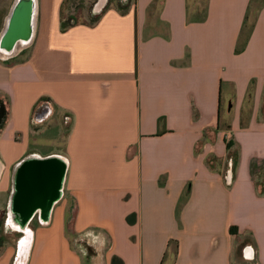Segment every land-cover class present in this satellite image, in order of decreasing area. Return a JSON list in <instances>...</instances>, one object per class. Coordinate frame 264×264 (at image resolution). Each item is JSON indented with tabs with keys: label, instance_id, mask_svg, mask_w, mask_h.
Wrapping results in <instances>:
<instances>
[{
	"label": "crops",
	"instance_id": "1",
	"mask_svg": "<svg viewBox=\"0 0 264 264\" xmlns=\"http://www.w3.org/2000/svg\"><path fill=\"white\" fill-rule=\"evenodd\" d=\"M31 1L0 54V191L29 154L66 169L25 264H264V0H107L66 29Z\"/></svg>",
	"mask_w": 264,
	"mask_h": 264
},
{
	"label": "water",
	"instance_id": "2",
	"mask_svg": "<svg viewBox=\"0 0 264 264\" xmlns=\"http://www.w3.org/2000/svg\"><path fill=\"white\" fill-rule=\"evenodd\" d=\"M103 1L94 11L100 12ZM34 5L31 0H18L14 5L0 38V54H11L30 39ZM65 161L58 156L39 157L29 154L21 159L11 172V189L8 198L6 223L19 233L12 264H25L31 243L29 222L37 217L44 223L52 206L62 195ZM8 224V223H7Z\"/></svg>",
	"mask_w": 264,
	"mask_h": 264
},
{
	"label": "rangeland",
	"instance_id": "3",
	"mask_svg": "<svg viewBox=\"0 0 264 264\" xmlns=\"http://www.w3.org/2000/svg\"><path fill=\"white\" fill-rule=\"evenodd\" d=\"M7 1L8 0H0V25L3 21V16L7 10L6 9L8 5ZM99 1L97 0H70L68 1L67 3H65V8H63L62 10V18L64 22H67V20L72 17L78 23L91 24L92 20L90 17H94V16L90 13L92 11L93 13H98L94 11V9L98 5ZM109 2L112 5H114L115 3H118L116 0H109ZM249 26H250L249 24L246 25V28L244 29V34H246L247 29H249ZM228 141H229L228 145H230L232 142L230 140ZM7 206H8L7 194L0 191V246H4L6 244L14 245L15 241L20 236L19 233H16L12 229H10V227L9 228L7 227V223H6Z\"/></svg>",
	"mask_w": 264,
	"mask_h": 264
},
{
	"label": "trees",
	"instance_id": "4",
	"mask_svg": "<svg viewBox=\"0 0 264 264\" xmlns=\"http://www.w3.org/2000/svg\"><path fill=\"white\" fill-rule=\"evenodd\" d=\"M68 1H70V0H64L63 1V4H62V10H63V8H65V3H67ZM110 4V2H109V0H108V2H107V5H109ZM115 4H117V7L121 10L123 7L121 6L122 4L121 3H115ZM91 19H92V22H94L95 21V16L94 17H90ZM75 24H78V22L76 21V20H74L72 17L71 18H69L68 20H67V22H64V20H63V18H62V27L64 28V29H66V28H68V27H71V26H74ZM245 37V38H244ZM246 39H247V37L244 35L243 37H242V40L240 41V47H238L236 50H235V52L236 53H238V52H240L241 51V49L243 48V45L245 44V42H246ZM5 114H6V112H5V108H4V106H2V104L0 105V126L3 124V122H4V120H5ZM227 146H229L228 144H227ZM128 221H129V218H128Z\"/></svg>",
	"mask_w": 264,
	"mask_h": 264
},
{
	"label": "bare ground",
	"instance_id": "5",
	"mask_svg": "<svg viewBox=\"0 0 264 264\" xmlns=\"http://www.w3.org/2000/svg\"><path fill=\"white\" fill-rule=\"evenodd\" d=\"M100 1L102 2V0H100ZM21 45H22V44H21ZM21 45H20V46H21ZM20 46H18V48H19ZM7 223H8L7 226H9L10 229H12V226H13V225H12V223L10 222V220H9ZM28 232L31 233L30 230H28Z\"/></svg>",
	"mask_w": 264,
	"mask_h": 264
},
{
	"label": "built area",
	"instance_id": "6",
	"mask_svg": "<svg viewBox=\"0 0 264 264\" xmlns=\"http://www.w3.org/2000/svg\"><path fill=\"white\" fill-rule=\"evenodd\" d=\"M97 1H99V0H97ZM103 1V5H102V7L101 8H103L104 7V5H105V3L107 2V0H102ZM100 2V1H99Z\"/></svg>",
	"mask_w": 264,
	"mask_h": 264
},
{
	"label": "flooded vegetation",
	"instance_id": "7",
	"mask_svg": "<svg viewBox=\"0 0 264 264\" xmlns=\"http://www.w3.org/2000/svg\"><path fill=\"white\" fill-rule=\"evenodd\" d=\"M7 216V215H6ZM7 218V217H6ZM9 228V226H7Z\"/></svg>",
	"mask_w": 264,
	"mask_h": 264
}]
</instances>
